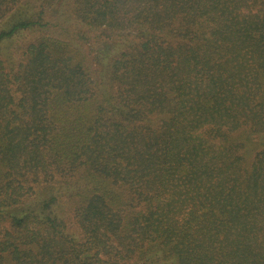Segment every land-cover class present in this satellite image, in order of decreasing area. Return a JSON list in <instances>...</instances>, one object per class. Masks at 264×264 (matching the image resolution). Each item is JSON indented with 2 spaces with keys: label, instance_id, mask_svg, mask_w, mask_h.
I'll return each instance as SVG.
<instances>
[{
  "label": "trees",
  "instance_id": "trees-1",
  "mask_svg": "<svg viewBox=\"0 0 264 264\" xmlns=\"http://www.w3.org/2000/svg\"><path fill=\"white\" fill-rule=\"evenodd\" d=\"M70 1L0 0V264H264V0H75L93 63L10 60Z\"/></svg>",
  "mask_w": 264,
  "mask_h": 264
},
{
  "label": "rangeland",
  "instance_id": "rangeland-1",
  "mask_svg": "<svg viewBox=\"0 0 264 264\" xmlns=\"http://www.w3.org/2000/svg\"><path fill=\"white\" fill-rule=\"evenodd\" d=\"M75 2V0L70 1V3L72 4L70 7H65L66 9H61L57 6H52L50 5L46 10V15L42 20V27L41 25H32L30 26V29L24 31L22 34H20L18 37H14V38H10L6 44H5V48H6V54L10 55L11 52L15 53V57H10V60H14L15 62H20L23 61V59H25V55H22V52L27 48V46L29 44H31L32 42L35 41V38L37 36H43V35H52L54 37H58V38H69V40H74L76 42L79 43V45H81L82 48V42L84 43L86 40H80L77 36H75V34L77 33V31L79 29H84L87 28L86 26H84L79 20H77V16H76V10H75V6L73 5V3ZM22 13L25 14V11H23ZM23 16H19V18H21ZM26 17V16H25ZM38 16L35 14L34 18H37ZM40 19H42L40 17ZM42 27V28H41ZM93 40V39H92ZM86 46L89 47V51L87 49L83 51L86 53V57L88 59V62L93 63L92 60H94V55L97 52V48H99V45L95 42H90V43H86ZM82 51V53H83ZM6 55V56H7ZM9 57V56H8ZM93 58V59H92ZM13 66V65H12ZM92 67H95V64L92 65ZM97 74L99 71H96ZM101 75V74H100ZM98 78H100V76H98ZM102 80L104 81L105 84H107V75L105 72L102 73L101 75ZM94 82L96 83L97 81V77L94 76ZM72 175L69 174L67 175V177H71ZM76 178H80V175L78 173V176L76 177H71L70 179L66 180V183H70V185L73 186V188H77V186H75V184L77 185V182L75 181V184L73 183V180H76ZM64 180L65 177L60 174L59 172L57 173V175L55 176V178H51L50 180L46 181H39L36 182L34 184H36V189H39L40 186L42 187H47L48 185L50 186H60L63 187L64 185ZM48 182V184H47ZM113 189H115V187H113ZM35 192V191H34ZM33 193V190H32ZM26 195L28 197H31L32 194L30 192H27ZM26 198V197H25ZM31 200V199H29ZM64 208L62 209V215L64 217V219L66 220V230L70 233H74L77 236H79L80 239L82 240H86V235H85V231L83 230V228L80 226V223L77 219V217L75 216V212H74V208H71L69 203H65L63 204ZM3 224H1L0 228L2 229ZM111 250V247H110ZM107 254H109V256H113L111 254V251H109ZM128 258V257H125ZM132 260V259H131ZM133 261V260H132Z\"/></svg>",
  "mask_w": 264,
  "mask_h": 264
}]
</instances>
